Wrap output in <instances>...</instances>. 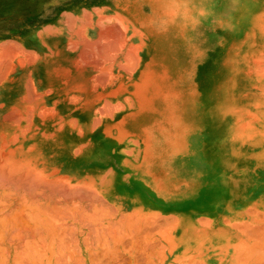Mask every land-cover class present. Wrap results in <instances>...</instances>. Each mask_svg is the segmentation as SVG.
<instances>
[{
	"label": "bare ground",
	"instance_id": "bare-ground-1",
	"mask_svg": "<svg viewBox=\"0 0 264 264\" xmlns=\"http://www.w3.org/2000/svg\"><path fill=\"white\" fill-rule=\"evenodd\" d=\"M220 9L217 0H0V264L101 262L90 243H121L125 222L118 236L100 206L157 183L153 154L165 180L181 183L167 233H181L187 250L172 264H264V29L249 58L221 65ZM215 163L219 172L203 171Z\"/></svg>",
	"mask_w": 264,
	"mask_h": 264
},
{
	"label": "crops",
	"instance_id": "crops-1",
	"mask_svg": "<svg viewBox=\"0 0 264 264\" xmlns=\"http://www.w3.org/2000/svg\"><path fill=\"white\" fill-rule=\"evenodd\" d=\"M237 51V50H236ZM238 53V52H237ZM153 157L151 158V164H152V167L153 168H150L149 169V171H150V173H151V175L154 177V178H156L158 181H157V183L154 181L153 183H148V184H146V185H144L143 187H141L140 189H137V190H133L134 191V193H137V196L136 197H138L137 199H135V200H132V201H124V200H121V201H113V200H110V199H106V200H103V203L101 204V206H100V209H101V212H103V214H105L106 216L108 215H111L110 217H106V216H102L103 217V222L105 223V224H107V226H111V225H114L113 223H115V225H114V230H115V226H117V223H118V221H119V223H120V225L121 224H123L124 222V224H123V226H124V230H125V232L126 231H128L127 233L130 235V234H132V233H134L133 231L135 230V227H136V229H139V227L141 226V228L143 229H145V230H148L146 227L148 226V227H152L153 225L155 226V225H158V227L156 226L155 228H156V230L154 229L153 230V227L150 229V232H146L145 230V232L143 231V230H141V228H140V232L139 231H136L135 232V235H133L132 234V236H131V239H130V236H128V234L127 233H125L124 232V230H123V226L120 228V227H118V226H120L119 225V223H118V226H117V230H116V232L118 233V236H119V234L120 233H122V231H120V229L121 230H123V232H124V234L121 236L122 237V241H120L121 243H116L115 241H118L119 239H120V237H118V240H115V239H112V240H110L111 238H112V235H111V233L109 232L110 231V228L111 227H108V230L106 229L105 231H104V233L109 237V239H108V237H107V241L108 240H110V246L112 245L113 246V249H112V247H108L107 246V242H104L103 241V239L105 240L106 238H100L99 240H98V242H97V239H94V238H96L95 236H93L92 234L90 235V240L92 241L93 239V241H92V243H90V246H91V244L93 245V243H95L94 244V246L95 245H97V248H96V250L100 253V256L101 255H106L105 257H100V256H98L99 257V261H101V262H99L98 264H106L107 263V257H108V259H110L111 258V252H109V250L111 251V249H112V253H114V254H112V256H115V257H112L113 258V260H108V263L107 264H118L119 262V264H127V261H129L128 262V264H151V262H154V261H152V260H155V263L154 264H156V262L158 263V264H172L173 263V259L176 257H180V256H183V252H185V250H187V248L185 247V246H182L183 245V243L181 242V233L179 234L178 232L176 233V237H177V239H176V237H175V239L174 240H172V238H173V236L172 237H170V234H168V233H170L171 232V226H172V220H173V218H177L176 217V215H174V213L170 210V207H169V205H170V199H171V196H172V194L173 193H175V192H178V191H180V189H181V183L178 181V180H173V179H169L168 181H166L165 180V177L167 176V174H168V171L167 170H165V169H163V168H161L160 167V163H159V161H160V159H162V157L161 156H158L157 154H153L152 155ZM158 159V160H157ZM157 161V162H156ZM154 165V166H153ZM156 168H158V169H156ZM158 174H157V173ZM160 172V173H159ZM154 180V179H153ZM152 180V181H153ZM147 186V187H146ZM146 188H148V190L146 189ZM174 189V190H173ZM179 189V190H178ZM106 190V191H105ZM178 190V191H177ZM104 192H110V190H109V188L108 187H105V189H104ZM115 197L116 198H118V194H115ZM157 200V201H156ZM159 202V203H158ZM161 202V203H160ZM108 203V204H107ZM161 204H163V205H161ZM166 204H167V209H166ZM104 205H106V206H104ZM118 205V206H117ZM122 205V206H121ZM87 206V205H86ZM104 207V208H103ZM90 208H91V206H90ZM110 208V209H109ZM122 209V211H121V209ZM152 208V209H151ZM105 209V210H104ZM106 209H108L107 211H106ZM112 209V211H110ZM115 210V211H114ZM91 211V210H90ZM111 213H110V212ZM114 211V212H113ZM118 211V212H117ZM159 211H160V214H159ZM107 212V213H106ZM117 212V213H116ZM130 212V213H129ZM113 213H115V214H113ZM124 214L125 215V213H126V216H124V215H122V214ZM129 214V217L130 218H128V214ZM113 214V215H112ZM121 214V215H120ZM167 216H166V215ZM153 215H155L154 217H152ZM158 215H160V216H158ZM114 216V217H113ZM127 220H125L123 217ZM133 217H135V219H133ZM113 218V219H112ZM118 218H120V220L118 219ZM128 218V219H127ZM147 218V219H146ZM153 218V219H152ZM204 218H207V217H203V216H199L198 218H197V220L195 221V222H193V224L194 225H198L199 223H200V221L202 220V219H204ZM110 219V220H109ZM118 219V220H117ZM130 219V220H129ZM137 219V220H136ZM146 219V220H145ZM163 219V220H162ZM174 219V220H175ZM109 220V221H108ZM114 220H117V221H115L114 222ZM122 220V221H121ZM131 220L132 221H134V222H131ZM143 220L145 221V222H143ZM147 220H149V221H147ZM159 220H160V222H159ZM163 222H162V221ZM165 220V221H164ZM110 222V221H112V223H111V225H110V223H108V222ZM131 222V223H129L128 224V222ZM137 221V222H136ZM147 221V222H146ZM153 221V222H152ZM199 221V222H198ZM229 220H228V218H226L225 219V222L227 223ZM127 222V223H126ZM136 222V223H135ZM139 222H141V223H139ZM143 222V223H142ZM134 223L136 224V225H139V227H137V226H133L134 225ZM139 223V224H138ZM155 223V224H154ZM158 223V224H157ZM128 224V225H131V226H133V227H131L130 226V228H131V230H133V231H130V228H127L128 226H126V225ZM141 224V225H140ZM150 226H149V225ZM169 224V225H168ZM144 225H146V226H144ZM163 225V226H162ZM106 226V227H107ZM143 226V227H142ZM105 227V228H106ZM113 227V226H112ZM198 226H196V228H197ZM118 228H120V229H118ZM134 228V229H133ZM168 228V229H167ZM113 229V228H112ZM111 229V232L112 231H114V230H112ZM168 231H167V230ZM170 229V230H169ZM213 229H216L215 227H213ZM152 230V231H151ZM107 231H108V234H107ZM118 231H120V233L118 232ZM156 231V232H155ZM115 232V233H116ZM131 232V233H130ZM138 232V233H137ZM168 232V233H167ZM110 233V234H109ZM114 232L112 233L113 235L115 234ZM117 233H116V236H117ZM151 234L152 233V235H147V234ZM233 233V232H232ZM103 234V232L101 233V235ZM160 234H161V236H160ZM172 234V233H171ZM104 235V234H103ZM126 237H125V236ZM142 235H144L143 237H142ZM147 237H146V236ZM116 236H114L116 239H117V237ZM124 236V237H123ZM150 238H149V237ZM165 236V237H164ZM169 236V237H168ZM92 237H93V239H92ZM139 237H140V239H141V237H142V239H141V241L140 240H138L139 239ZM147 238V239H150V240H152L151 241V243L147 240V239H144V241H146L147 243H145V242H142V240H143V238ZM123 238L125 239V240H123ZM127 238V239H126ZM129 238V239H128ZM133 238V239H132ZM135 238V239H134ZM137 238V239H136ZM114 240V241H113ZM121 240V239H120ZM130 240H133L132 241V243L133 242H137L136 244H135V246H133V244H131V241ZM157 240H159V241H157ZM103 241V242H102ZM130 241V242H129ZM139 241V242H138ZM167 241V242H166ZM171 241H172V243H171ZM96 242H97V244H96ZM113 242H115L116 243V245L113 243ZM124 242H126V244L124 243ZM178 242H179V244H178ZM98 243H99V245L101 244V245H103V246H99L100 248H98ZM105 243V244H104ZM108 243H109V241H108ZM113 243V244H112ZM123 243V244H122ZM129 243L131 244V246H132V248L130 249V245H129ZM138 243L140 244V247H138L137 248V245H138ZM144 243V244H143ZM162 243V244H161ZM121 244V245H120ZM125 244V245H124ZM155 244H156V246H155ZM159 244H161V245H159ZM171 244V245H170ZM174 244V245H173ZM85 246H86V244H84ZM109 245V244H108ZM119 247H118V246ZM123 245V246H122ZM142 245H143V247H144V249H142L143 247H142ZM146 245V246H145ZM163 245H164V247H163ZM169 245H170V247H169ZM197 244L195 243L194 244V250H193V252L195 253V248H197L198 246H196ZM85 246H84V251H85ZM108 248H110V249H108V251H106L107 250V247ZM129 247V249H128V247ZM139 246V245H138ZM147 246H149V247H147ZM152 246H153V248H152ZM159 246V247H158ZM161 246V247H160ZM174 248H176L175 249V251H174V254H173V247ZM87 247V246H86ZM96 247V246H95ZM105 247H106V249H105ZM123 247H125V248H123ZM145 247H147V248H145ZM88 248V247H87ZM114 248L117 250V248L119 249L120 248V250L118 251V252H116V250H115V252L118 254L117 256H116V253L114 252ZM122 248V249H121ZM139 249V251L137 250V249ZM142 250H141V249ZM168 248V249H167ZM89 249H92L93 250V248H92V246L89 248ZM104 249H105V251H104ZM124 249H127V250H124ZM147 249V250H146ZM153 249V250H152ZM156 249H158V250H156ZM182 249V250H181ZM96 250H94V251H96ZM133 250V251H132ZM153 252H152V251ZM157 252H155V251ZM171 250V251H170ZM103 251V253H101V252ZM126 251V252H125ZM142 251V252H141ZM151 251V252H150ZM162 251H164V254H163V252ZM97 252V255H99V253ZM108 254V256H107V254ZM109 252V253H108ZM120 252V253H119ZM122 252V253H121ZM131 252V254H129ZM134 252H136V253H134ZM139 252H141L140 254H139ZM182 252V253H181ZM105 253V254H104ZM126 254V256H125V254ZM147 253V254H146ZM150 253H155L154 255L153 254H150ZM159 253L161 254V255H159ZM177 253V254H176ZM109 254H110V256H109ZM136 254V255H135ZM163 254V255H162ZM83 256L84 255H86V252H83V254H82ZM120 255V256H119ZM123 255V256H122ZM138 255H140V257L138 256ZM142 255V256H141ZM147 256V258L146 257H144V256ZM150 256H152V257H150ZM155 258H154V257ZM120 257V258H119ZM126 257H128V258H126ZM130 257V258H129ZM137 258V260H136V262L134 263V260H135V258ZM157 257H161L160 258V260L161 259H163L161 262H160V260L158 261L157 260ZM104 258V259H103ZM111 258V259H112ZM122 258H123V260H122ZM140 258H141V260H140ZM151 260H150V259ZM102 259V260H101ZM118 259V260H117ZM125 259L127 260L126 262H125ZM144 259V260H143ZM172 259V260H171ZM105 260V261H104ZM123 262H122V261ZM130 260H131V262H130ZM133 260V261H132ZM149 260V261H148ZM102 261L103 262H105V263H102ZM119 261V262H118ZM109 262H113V263H109ZM147 262H150V263H147ZM153 264V263H152Z\"/></svg>",
	"mask_w": 264,
	"mask_h": 264
},
{
	"label": "rangeland",
	"instance_id": "rangeland-1",
	"mask_svg": "<svg viewBox=\"0 0 264 264\" xmlns=\"http://www.w3.org/2000/svg\"><path fill=\"white\" fill-rule=\"evenodd\" d=\"M217 4L219 7L221 6V9L223 6H225V9L222 11H225L227 13L225 20L224 17L221 16V19L224 20V27L222 26L216 33V39L219 45L221 44V40H227V45H228L227 51L225 52L226 55L225 57H223V61L221 65L226 63V59L230 61L231 55H234L236 57L235 59H233V66H234L237 59L240 60L239 58L246 59L250 57V54H248L249 51H246L247 49L246 45L248 43L256 42L261 44L260 41L262 39L263 29H264V0H217ZM257 13H258L257 18L252 23L247 24L249 16ZM219 21H220L219 24L220 27L221 26L220 17H219ZM243 22L246 23L244 29H242ZM228 40L230 41L228 42ZM220 48L223 51H225V47L223 48L220 47ZM244 52L245 55L248 54L247 57H242L244 55ZM230 84L232 85V80L230 81ZM263 86H264V81L262 80V76H260L259 91H264ZM225 89H229V88H225ZM222 90L223 91H215V94L217 93L227 94V92H229V91H224V89ZM221 95L223 96V94ZM187 97H189L188 92H187ZM253 111L256 112L255 110ZM248 116L244 115V117L241 118L240 120L241 121L243 120L242 122H245V118H246L247 122L245 123L252 122L253 118H250ZM219 170L220 168L218 164L215 163V164H209L207 167H204L203 171L208 173L212 172L214 174L216 171L219 172Z\"/></svg>",
	"mask_w": 264,
	"mask_h": 264
}]
</instances>
